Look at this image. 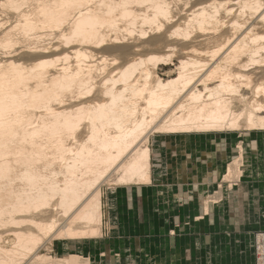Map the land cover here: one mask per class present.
<instances>
[{"label":"bare ground","instance_id":"obj_1","mask_svg":"<svg viewBox=\"0 0 264 264\" xmlns=\"http://www.w3.org/2000/svg\"><path fill=\"white\" fill-rule=\"evenodd\" d=\"M254 131L264 0H0V264H93L76 251L116 232L115 194L173 181L162 148L232 139L207 215Z\"/></svg>","mask_w":264,"mask_h":264},{"label":"crops","instance_id":"obj_2","mask_svg":"<svg viewBox=\"0 0 264 264\" xmlns=\"http://www.w3.org/2000/svg\"><path fill=\"white\" fill-rule=\"evenodd\" d=\"M258 137L250 138L254 147L249 143V168L243 172L239 185L231 192L223 190L222 200L208 206L207 215L203 213L199 192L203 195V191L216 190L218 173L224 168L228 153L236 154L237 142L210 140L215 144V156L207 154L204 161L189 158L180 166L176 163L186 154V147L180 145L179 156L166 160L161 159V153L169 147L162 148L157 155L158 175L165 180L167 171L166 177L175 181L174 171L180 170L178 181H170V186L165 187L162 180H157L155 188L142 186L137 194L122 191V202L116 199V217L110 222L116 232L105 252L112 264H254L253 236L264 232V140ZM189 165L195 168L192 175L183 172ZM211 167L213 173L209 175ZM101 252L98 254L103 259ZM104 262L101 260V264Z\"/></svg>","mask_w":264,"mask_h":264},{"label":"rangeland","instance_id":"obj_3","mask_svg":"<svg viewBox=\"0 0 264 264\" xmlns=\"http://www.w3.org/2000/svg\"><path fill=\"white\" fill-rule=\"evenodd\" d=\"M258 132H256V131H254L252 134L254 135V137L255 138H257V136H259L258 134H257ZM251 139H253V137H251ZM211 142V141H210ZM217 145V144H216ZM213 146H215V144H213V143H207V142H201L198 146H196V148L195 149H190L189 147H186L185 149V151H186V153L188 154V155H190L191 157H190V160H192L194 157H196L197 159H199V160H202V161H204L207 157L206 156H208V155H210L211 154V156H215L214 155V147ZM208 150H210V151H208ZM221 150V152L222 153H224L225 152V150L224 149H220ZM168 152V153H167ZM166 153L163 151V153H161V159L162 158H164L165 160L166 159H168V158H176V157H178L179 156V154H180V152L178 151H172L171 149H169L168 151H167ZM176 153H178V154H176ZM208 154V155H207ZM251 154V153H250ZM206 155V156H205ZM228 155H229V153H228ZM231 156H235V154H233V155H231ZM217 157L218 158H221V154L220 153H218L217 154ZM229 157V156H228ZM228 157H227V159H228ZM180 159H182V156L180 157ZM173 163V162H172ZM171 163V164H172ZM199 168V167H198ZM195 168H193V167H190V165H189V168L187 169V170H185L184 169V171L183 172H185L186 171V174L187 175H192L193 173H194V170ZM211 169H213V167H211L210 169H209V173L207 172V174H212L213 173V171H211ZM218 178H220V177H218ZM217 178V179H218ZM243 178L244 177H242V180H243ZM212 179L214 180V178L212 177ZM223 180V179H222ZM222 181L219 179L218 180V183H221ZM227 183V182H226ZM225 185V184H224ZM222 188L224 189V186H222ZM124 189V191H126V189L125 188H123ZM111 190H109V188L108 187H104L103 188V190H102V197H103V203H104V205H105V202H108L109 200H108V193L110 192ZM123 190L121 189L120 190V195L118 196V194H115V197H117L118 199L119 198H121V196H122V192ZM231 191H233V190H230V192ZM217 193V190H214V193ZM131 196H133V195H131ZM104 198L106 199V200H104ZM116 198V199H117ZM108 200V201H107ZM221 200H222V197H221ZM118 201H120V202H122V200H118ZM111 204H113L112 205V207L114 206V203H111ZM119 206H122V205H119ZM257 233H264V232H257ZM114 234H115V231L113 230L112 231V233L109 231V234L108 235H106L105 236V234H104V238H101L100 240H97V239H95L94 241H95V243H94V248H87V246H81L80 248H79V250H78V248H77V253L80 255H84V256H86V255H88L89 253L91 254V256L93 257V264H101V260H103L102 258H101V256H99V251L100 250H102V254H104V260H105V262L103 263V264H112V260L111 259H109L110 257V255H108V254H105V252H108V250L110 249V246H111V237L112 236H114ZM111 235V236H110ZM256 234H254V236H255ZM253 236V237H254ZM255 238V237H254ZM255 241V240H254ZM113 242V241H112ZM89 247V246H88ZM100 248H102V249H100ZM55 251L52 253V254H50V255H55V254H58L60 251H59V244L58 243H56V247H55V249H54ZM42 253H45L44 252V250H42ZM87 253V254H86ZM95 256V257H94ZM99 258V259H98ZM254 264H255V258H254Z\"/></svg>","mask_w":264,"mask_h":264},{"label":"built area","instance_id":"obj_4","mask_svg":"<svg viewBox=\"0 0 264 264\" xmlns=\"http://www.w3.org/2000/svg\"><path fill=\"white\" fill-rule=\"evenodd\" d=\"M254 237L253 252L255 264H264V233H256Z\"/></svg>","mask_w":264,"mask_h":264}]
</instances>
